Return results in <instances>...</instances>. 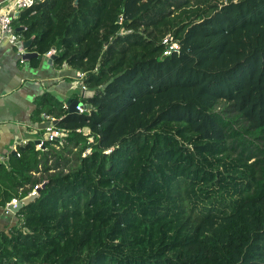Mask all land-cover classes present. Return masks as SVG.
Listing matches in <instances>:
<instances>
[{"label":"trees","instance_id":"obj_1","mask_svg":"<svg viewBox=\"0 0 264 264\" xmlns=\"http://www.w3.org/2000/svg\"><path fill=\"white\" fill-rule=\"evenodd\" d=\"M73 4L14 22L93 96H43L67 136L0 160L1 210L45 185L0 264H264V0Z\"/></svg>","mask_w":264,"mask_h":264},{"label":"crops","instance_id":"obj_2","mask_svg":"<svg viewBox=\"0 0 264 264\" xmlns=\"http://www.w3.org/2000/svg\"><path fill=\"white\" fill-rule=\"evenodd\" d=\"M2 1V0H0ZM18 43L26 44L22 36ZM27 48L0 40V160L17 153L20 146L35 144L45 137L49 123L46 116L37 114L43 96L55 99L68 109V101H78L93 96L82 90L83 79L71 68L54 65V51L50 56L23 59L34 53ZM25 61L22 63V61ZM54 121V120H53ZM55 122V121H54ZM55 126V123H53ZM20 223V218L0 209V233L9 231Z\"/></svg>","mask_w":264,"mask_h":264},{"label":"built area","instance_id":"obj_3","mask_svg":"<svg viewBox=\"0 0 264 264\" xmlns=\"http://www.w3.org/2000/svg\"><path fill=\"white\" fill-rule=\"evenodd\" d=\"M44 0H2L0 1V40L6 39L11 45L16 46L20 40V36L17 33V30L14 26L15 20L19 15L25 11L33 8L39 2ZM163 43L166 45L167 50L164 53L165 56H170L171 54L178 52L180 50L179 44L173 41L171 36H168L164 39ZM54 51L48 53L50 56ZM25 61L23 60L22 63ZM80 78H83V75H79ZM82 90L87 91L86 87L83 85ZM77 111L83 113L85 110L80 105L77 107ZM45 137L39 140V143L36 144L37 150L43 149L45 142H54L55 140L63 139L67 136V132L64 130L56 129L52 124L46 128ZM90 133L88 132L87 135ZM93 142V138L90 140ZM20 155L18 154V157ZM43 185L35 187L34 191L30 194L29 197L38 195L39 190ZM22 202V201H21ZM20 202L16 199L12 201L11 204L5 209L6 214H12V211L9 209L10 205H13L14 208H17Z\"/></svg>","mask_w":264,"mask_h":264},{"label":"water","instance_id":"obj_4","mask_svg":"<svg viewBox=\"0 0 264 264\" xmlns=\"http://www.w3.org/2000/svg\"><path fill=\"white\" fill-rule=\"evenodd\" d=\"M80 3V0H74V7H78ZM32 42H28L26 44H22V43H17V47H22V48H27L29 47V45H31ZM39 57V55L37 53H28V54H24L23 55V59H27V60H31L32 58H37ZM54 60V56L51 58V62ZM67 106L69 109L70 113H78L77 111V107L80 106V103L78 101H68L67 102ZM55 123H57V121H55ZM39 141L36 143L38 144ZM16 152H13V155H15ZM45 185L42 186V188H44ZM38 197V195H34L31 197H28L26 199H24L22 202H20L17 206V208H14L13 205L9 206V209L12 211V213L17 214L22 208H24L25 206H27L29 203H31L32 201H34L36 198Z\"/></svg>","mask_w":264,"mask_h":264},{"label":"rangeland","instance_id":"obj_5","mask_svg":"<svg viewBox=\"0 0 264 264\" xmlns=\"http://www.w3.org/2000/svg\"><path fill=\"white\" fill-rule=\"evenodd\" d=\"M36 176H37V177H39L40 175H39V174H37ZM41 177H42V176H40L39 178H41Z\"/></svg>","mask_w":264,"mask_h":264}]
</instances>
